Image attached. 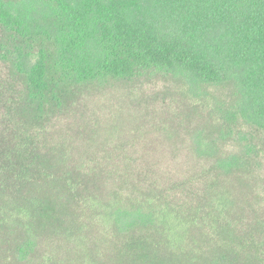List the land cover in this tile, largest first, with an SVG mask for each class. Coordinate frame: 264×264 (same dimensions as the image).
Returning <instances> with one entry per match:
<instances>
[{
    "label": "trees",
    "instance_id": "16d2710c",
    "mask_svg": "<svg viewBox=\"0 0 264 264\" xmlns=\"http://www.w3.org/2000/svg\"><path fill=\"white\" fill-rule=\"evenodd\" d=\"M148 72L234 90L194 139L216 173L196 203L127 159L115 178L87 166L53 130L81 90ZM261 158L264 0H0V264H264V206L251 220L233 175Z\"/></svg>",
    "mask_w": 264,
    "mask_h": 264
},
{
    "label": "rangeland",
    "instance_id": "374dc122",
    "mask_svg": "<svg viewBox=\"0 0 264 264\" xmlns=\"http://www.w3.org/2000/svg\"><path fill=\"white\" fill-rule=\"evenodd\" d=\"M236 100L232 85H204L192 95L184 80L148 72L131 81L109 79L81 90L72 110L58 118L53 130L61 133L74 157L87 166H107L115 178L117 166L127 159L131 174L138 172L145 184L155 179L171 188L170 196L196 203L202 187L216 173L212 159L193 152L194 139L199 135L215 138L219 132L216 109H228ZM230 149L215 158L224 157ZM233 175L243 181L234 198L245 200L242 208L252 220L245 205L264 206V158L252 174ZM231 186L235 187L233 178ZM164 253L160 251L162 257Z\"/></svg>",
    "mask_w": 264,
    "mask_h": 264
}]
</instances>
